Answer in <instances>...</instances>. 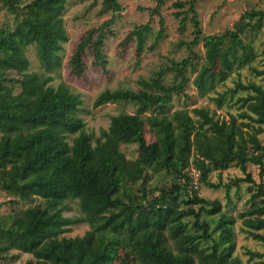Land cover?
<instances>
[{
  "label": "trees",
  "instance_id": "16d2710c",
  "mask_svg": "<svg viewBox=\"0 0 264 264\" xmlns=\"http://www.w3.org/2000/svg\"><path fill=\"white\" fill-rule=\"evenodd\" d=\"M0 2L15 12L17 0ZM163 3L155 0L149 15L158 14ZM192 3L174 1L172 5L181 8L188 4L186 10H176L173 15L179 18V29L189 19L194 44L200 29ZM64 4L65 0H29L20 7L21 17L13 29H0V189L19 200L42 199V204L0 218V258L19 250L31 254L35 264H115L123 251L130 264H242L233 254L236 217L223 212L218 200H205L197 192L202 184L217 188L207 174L229 164L244 170L250 162L257 166L258 175H264V144L257 138L258 132H264L262 86L235 83L233 90L245 91L236 101L244 106L238 116L247 121L230 119L207 130L186 110L148 114L154 108L162 110L172 94L184 95V70L192 66L189 58H184L170 65L177 76L173 83H164L156 76L139 79L134 90L99 92L93 107L127 102L135 112L112 115L107 128L100 129L97 136L86 133L76 115L79 95L64 83L49 84L50 73L61 63L62 43L67 41L61 17ZM120 9L117 0H101V12ZM263 15L264 10L248 11L231 30L202 37L203 62L197 70L191 67V71L196 70L191 82L199 96L213 91L216 82L254 59L255 53L240 34L249 28L257 30ZM110 21L104 20L79 37L68 59L75 76L83 72L85 49L103 66L102 37ZM158 21L157 36L162 29L161 19ZM147 31L146 22L129 32L137 54ZM29 45L34 48L41 73L27 70L25 50ZM9 70L16 76L7 75ZM257 74L264 77V68ZM211 99L222 103L221 94ZM194 112L203 123L209 122L204 112ZM146 126L152 131L153 142L145 139ZM120 144H134L136 156L125 158ZM194 144L208 164L196 168L198 190L192 185L190 164L197 167L202 161L199 155L193 158L190 154ZM148 169L164 170L174 178L169 188L150 198H146L144 187ZM237 180L251 184L247 187L251 192L249 206L237 215L246 233L264 246V232H257L264 230V183L255 182L248 173L233 181L236 187ZM137 184L140 195L134 192ZM68 200L77 201L79 215H63ZM203 215L215 218L209 221ZM83 222L90 227L83 235H64L71 225ZM247 254L248 264H264V251Z\"/></svg>",
  "mask_w": 264,
  "mask_h": 264
},
{
  "label": "rangeland",
  "instance_id": "374dc122",
  "mask_svg": "<svg viewBox=\"0 0 264 264\" xmlns=\"http://www.w3.org/2000/svg\"><path fill=\"white\" fill-rule=\"evenodd\" d=\"M29 0H17V8L14 13L8 11L0 2V29L12 30L16 20L21 17L20 7ZM121 6L118 12H101V0H65L62 11V22L66 31L67 41L62 43V50L59 52L61 63L52 75L49 82L52 86L64 83L68 89L79 95L81 103L76 115L82 120L83 130L86 133H92L94 136L99 134L100 129H106L109 119L112 115L118 113H134L135 107L127 102H107L93 107L92 102L96 95L104 89H136L139 79H148L151 77H160L164 83H173L177 80L174 71L170 70V65L179 62L181 59L189 58L194 68L199 67L203 62L204 48L202 46V37L209 34H221L225 30H231L236 22L241 20L243 15L251 10H264V0H193V9L199 22L200 36L192 44L193 37L192 24L189 19L185 20L182 29L178 28L179 18L173 15L176 10H186L188 4L181 8H175L174 1L190 0H164L158 14H150L155 5V0H117ZM19 8V9H18ZM151 16V17H150ZM190 16V12L187 15ZM111 19L108 29L104 30L103 43L101 46V55L104 60L103 66H100L93 58L89 49H85L82 60L84 69L81 75L75 76L68 66V59L74 45L79 37L90 28L97 27L104 20ZM159 19H161V34L157 36L159 29ZM148 24V31L143 34V42L139 54L136 52L135 39L130 37L129 32L139 25ZM241 40L245 45L250 46L255 53L254 59L247 65L231 71L229 75L221 82H216L214 90L204 96H199L191 80L196 74L191 71L189 64L184 70L187 76L181 94H172L169 101L162 110L151 109L147 113L165 112L170 113L174 110H186V112L197 122H201L204 129L212 124L227 123L230 119L247 121L246 118H240L239 112L244 109L243 104L236 101L238 96L244 95L245 91L233 90L235 83L247 84L253 82L259 84L264 89V77L257 74L258 70L264 68L263 50H264V15L261 18V25L256 29H247L240 34ZM25 57L28 60V71L40 72L37 59L35 57L32 45L27 46ZM252 68L256 71H253ZM9 76H16L12 70L7 73ZM17 86L14 87V92ZM235 91V92H234ZM221 94L222 103L218 105L211 99ZM200 110L209 118L208 123H203L201 118L194 112ZM154 111V112H152ZM251 122V121H249ZM73 136L67 140L70 142ZM257 138L261 144H264V132H258ZM145 139L153 142V134L149 127L145 128ZM91 144L93 141L91 140ZM119 150L125 158L133 159L136 156L134 144H120ZM198 147L194 144L190 154L193 158H201L202 163L194 167L198 173V168L207 164L205 159L198 152ZM249 150V149H248ZM264 161V157H263ZM191 162V160H190ZM208 165V164H207ZM197 168V169H196ZM257 166L248 162L244 170L229 164L223 169H211L207 174L211 183L217 184L216 187H210L197 184L195 190H198V196L205 200H218L222 205V211L228 215L236 217L234 229L235 251L234 255L240 258L242 264H248L247 251L261 253L264 251L263 244L251 238L245 231V226L237 213L245 210L249 205L247 199L250 193L247 189L251 184L244 180H237L238 187L233 184L236 178H244L248 173L257 183H264V175L257 174ZM149 176L145 184L146 198L151 194H159L162 188H169L174 180L173 175L164 170H147ZM134 187V192L140 195L139 190ZM228 186V195L226 191ZM144 200V199H142ZM42 204L40 197H31L29 200H19L18 197L9 195L0 189V218L11 216L14 212L24 209L28 206ZM67 209L64 210V216L79 215L76 200L66 201ZM184 206L181 204V207ZM198 208V205L194 206ZM204 219L209 221L215 217L203 215ZM189 220V218H186ZM90 227L87 223H79L70 226V230L65 232L66 237L81 236ZM257 232L263 233L264 230ZM34 257L23 251L11 250L5 259L0 258V264H35ZM115 264H130L125 253L120 251L114 260Z\"/></svg>",
  "mask_w": 264,
  "mask_h": 264
},
{
  "label": "built area",
  "instance_id": "2783aa9c",
  "mask_svg": "<svg viewBox=\"0 0 264 264\" xmlns=\"http://www.w3.org/2000/svg\"><path fill=\"white\" fill-rule=\"evenodd\" d=\"M191 170V176L193 178L192 180V185H193V188H196L197 187V182H198V178H199V175L196 171H194V169H190Z\"/></svg>",
  "mask_w": 264,
  "mask_h": 264
}]
</instances>
